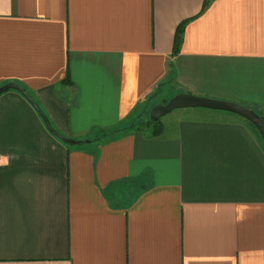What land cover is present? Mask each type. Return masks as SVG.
Masks as SVG:
<instances>
[{
	"label": "crops",
	"instance_id": "obj_1",
	"mask_svg": "<svg viewBox=\"0 0 264 264\" xmlns=\"http://www.w3.org/2000/svg\"><path fill=\"white\" fill-rule=\"evenodd\" d=\"M9 82L83 142L0 94V264H264V143L248 120L182 108L159 136L102 137L157 90L264 112V0H0Z\"/></svg>",
	"mask_w": 264,
	"mask_h": 264
},
{
	"label": "water",
	"instance_id": "obj_2",
	"mask_svg": "<svg viewBox=\"0 0 264 264\" xmlns=\"http://www.w3.org/2000/svg\"><path fill=\"white\" fill-rule=\"evenodd\" d=\"M11 89L17 90L20 92L34 108L38 111L42 117L48 130L54 134L56 137L64 141L69 145H78L81 144L82 140H76L69 138L60 133L49 120L46 113L42 110L40 105L35 101V99L29 94L25 87L16 82H9L0 86V94ZM182 108H205L211 110H220L235 113L242 116L257 129L259 134L262 137L264 143V119L263 117L254 109L242 103L218 99L214 97L198 95L191 92H179L173 95L171 98H164L161 102L156 103L149 112L150 119L153 121L159 120L168 113ZM88 142V140L86 141Z\"/></svg>",
	"mask_w": 264,
	"mask_h": 264
},
{
	"label": "trees",
	"instance_id": "obj_3",
	"mask_svg": "<svg viewBox=\"0 0 264 264\" xmlns=\"http://www.w3.org/2000/svg\"><path fill=\"white\" fill-rule=\"evenodd\" d=\"M184 28H185V23H181L178 26L177 30H176L173 55L178 54L179 51H180V46H181V42H182V33L184 31ZM69 78L70 77H69V74H68L67 75V80H69ZM155 93L158 95L159 90H157ZM155 93H154V95L156 96ZM138 110L139 109L136 108L132 112V114L121 125L117 126L114 129H111V131L103 134L102 137L103 138L104 137L111 138V137H114V136H116L118 134H121V132H123V131H128V130L133 129V128H141V127H145L147 129L152 127L153 128V132H151V134L156 135V136H159V135H161L164 132V124L162 123V121L160 119L156 120V121H153V120L150 119V116H148V118H143V120L139 121V123H138V121H136V120L140 119L142 117V115H143V112L140 113ZM258 113L264 119V112H258ZM250 124L252 125V127H254L252 123H250Z\"/></svg>",
	"mask_w": 264,
	"mask_h": 264
},
{
	"label": "rangeland",
	"instance_id": "obj_4",
	"mask_svg": "<svg viewBox=\"0 0 264 264\" xmlns=\"http://www.w3.org/2000/svg\"><path fill=\"white\" fill-rule=\"evenodd\" d=\"M173 95H175V92H167V93H165V94H162V95H156L155 97H153L150 101H148V103H147L145 106L141 107V108L138 110L140 113L143 112V115H142V117H141L140 119H138V120H136V121H138V123H139V121H142L143 118H148V116H149V112H150V109H151L156 103L161 102L164 98L169 99V98H171ZM182 110H183V109L172 111V112L168 113L167 115H165L164 117H162L160 120H161V121H169V120L173 119L172 117H174L175 115L182 113ZM172 122H173V121H172ZM172 122H170V123H172ZM162 123H163V122H162ZM163 124H164V123H163ZM149 130H150V132H153V128H152V127L149 128Z\"/></svg>",
	"mask_w": 264,
	"mask_h": 264
}]
</instances>
